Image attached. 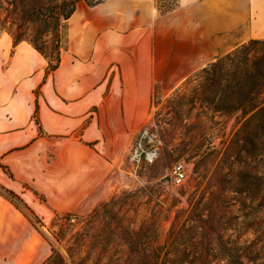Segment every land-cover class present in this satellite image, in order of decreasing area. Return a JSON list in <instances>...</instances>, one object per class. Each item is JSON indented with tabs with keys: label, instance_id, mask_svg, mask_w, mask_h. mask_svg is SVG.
Instances as JSON below:
<instances>
[{
	"label": "crops",
	"instance_id": "0c3cea01",
	"mask_svg": "<svg viewBox=\"0 0 264 264\" xmlns=\"http://www.w3.org/2000/svg\"><path fill=\"white\" fill-rule=\"evenodd\" d=\"M176 2L165 16L159 0L79 2L51 73L29 42L0 37V185L36 215L84 213L95 201L148 118L158 74L264 41V0ZM12 204L0 195L2 231Z\"/></svg>",
	"mask_w": 264,
	"mask_h": 264
},
{
	"label": "rangeland",
	"instance_id": "374dc122",
	"mask_svg": "<svg viewBox=\"0 0 264 264\" xmlns=\"http://www.w3.org/2000/svg\"><path fill=\"white\" fill-rule=\"evenodd\" d=\"M159 10L163 16L174 13L178 10L176 0H159ZM47 25L52 27L26 22L21 35L16 25L1 36L9 35L14 43L36 40L54 49L61 38L64 45L65 22L56 29L52 21ZM227 55L191 72L158 74L148 118L134 132L122 161L84 213H70L75 217L68 221L60 212L50 218L37 215L40 226L12 204L18 212L8 229H0V264H44L53 251L72 264L68 248L77 245L83 246L86 253L79 257L88 259V264H130L134 256L129 250L146 247H163L160 263L165 254L171 263L196 262L204 248L216 249L217 237L227 226L223 216L238 215L241 183L253 168L264 173L263 160L257 159L252 144L240 133L249 116L215 112L199 100L197 85L202 70ZM186 65L174 60L176 68ZM146 130L159 155L153 163L138 166L132 160V149ZM259 144L263 153L264 133ZM178 166L185 171L180 184L174 174ZM98 209L99 217L90 223V214ZM61 226L66 232L64 242L59 243L54 236ZM81 235L86 238L80 240Z\"/></svg>",
	"mask_w": 264,
	"mask_h": 264
},
{
	"label": "trees",
	"instance_id": "16d2710c",
	"mask_svg": "<svg viewBox=\"0 0 264 264\" xmlns=\"http://www.w3.org/2000/svg\"><path fill=\"white\" fill-rule=\"evenodd\" d=\"M79 2L95 6L103 0H0V37L3 32L10 31L16 25L18 35H21L20 31L26 22L44 24L47 28L52 27L47 25L52 21L53 28L56 29L62 20L66 22L74 14ZM16 19L20 21L19 24H16ZM23 41L29 42L48 60V73L58 68L63 49L61 38L55 49L39 45L36 40L19 39L15 44ZM200 78L197 85L199 100L211 110L226 114L237 112L241 114V118L249 116L243 122L240 133L252 144L257 159L264 162V152L261 153L259 144L260 135L264 133V41L253 40L218 59L202 70ZM237 194L241 198L238 215L233 218L223 216L227 226L222 231L223 235L217 237V248H204V253L198 255L199 261L171 263L166 260L169 254H165L166 258L160 263L163 247L154 250L146 247L129 250V254L134 256L133 263L130 264H212L215 260V264H264V173L257 167L253 168L250 176L241 183ZM0 195L23 210L30 221L42 225L38 216L18 195L1 185ZM100 212L101 209H98L90 214V223L99 217ZM62 216L68 221L75 214ZM65 232V227L61 226L54 236L55 240L64 242ZM84 236L81 235L80 240L86 238ZM186 251L187 247L184 249ZM214 252L217 254L214 255ZM81 253H86L81 245L68 248L72 264H88V259L79 257ZM210 258L213 260L209 261ZM44 264L68 263L59 252L53 251Z\"/></svg>",
	"mask_w": 264,
	"mask_h": 264
},
{
	"label": "built area",
	"instance_id": "2783aa9c",
	"mask_svg": "<svg viewBox=\"0 0 264 264\" xmlns=\"http://www.w3.org/2000/svg\"><path fill=\"white\" fill-rule=\"evenodd\" d=\"M152 138L153 137L150 136L149 132L146 130L143 132L140 140L134 145L131 157L136 165L151 164L158 158V148L153 144ZM174 174L177 184H180L185 178V171L182 166L176 167Z\"/></svg>",
	"mask_w": 264,
	"mask_h": 264
}]
</instances>
